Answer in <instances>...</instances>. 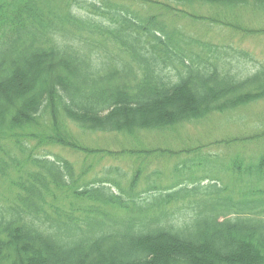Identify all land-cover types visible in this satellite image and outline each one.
Instances as JSON below:
<instances>
[{
  "label": "trees",
  "instance_id": "16d2710c",
  "mask_svg": "<svg viewBox=\"0 0 264 264\" xmlns=\"http://www.w3.org/2000/svg\"><path fill=\"white\" fill-rule=\"evenodd\" d=\"M103 1L0 0V264H264V153L248 168L260 176L254 197L231 192L227 202L217 189L203 207L194 189L138 191L139 169L128 186L119 167L81 183L70 161L31 155L33 142L105 151L81 146L71 123L132 136L264 101V63L240 75L183 46L156 15ZM135 1L264 9V0ZM248 140L264 143V128ZM225 169L232 184L238 173Z\"/></svg>",
  "mask_w": 264,
  "mask_h": 264
},
{
  "label": "rangeland",
  "instance_id": "374dc122",
  "mask_svg": "<svg viewBox=\"0 0 264 264\" xmlns=\"http://www.w3.org/2000/svg\"><path fill=\"white\" fill-rule=\"evenodd\" d=\"M96 1L101 4L100 0ZM105 1L129 6L139 18L156 15L165 22L168 31L182 35L183 46L218 64L229 61L231 70L240 75L251 73L264 63V9L253 6L220 9L176 3L171 4L173 8H164L135 0H104V5L107 4ZM82 11L86 14L85 10ZM263 128L264 101L225 114L214 113L176 129L140 131L132 136L86 132L71 123L70 130L81 146L105 151L85 153L33 142L31 155H43L49 151L70 161L81 183L108 176L110 167H119L122 173L125 172L120 183L128 186L139 169L138 191L159 195L194 189L202 196L197 205L203 207L205 201L214 203L212 194L217 189H220V198L227 202L231 199V192L233 196H241L242 191H247L254 197V191L261 186L260 176L250 178L248 168L260 163L264 143L248 140V137ZM131 149L137 150L135 155L121 153ZM142 149L154 153H140ZM107 150L117 153L111 155ZM27 159L28 155L21 159L23 169L28 167ZM223 166L234 168L238 173L232 184L230 179L235 175L227 169L222 171ZM4 190L8 193L7 188Z\"/></svg>",
  "mask_w": 264,
  "mask_h": 264
}]
</instances>
